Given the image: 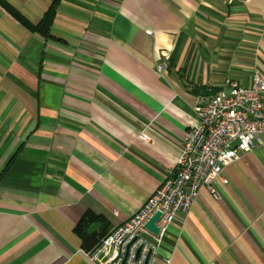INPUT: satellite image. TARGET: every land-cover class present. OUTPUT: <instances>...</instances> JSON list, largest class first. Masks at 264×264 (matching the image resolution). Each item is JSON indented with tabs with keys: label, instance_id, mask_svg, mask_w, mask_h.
<instances>
[{
	"label": "crops",
	"instance_id": "obj_1",
	"mask_svg": "<svg viewBox=\"0 0 264 264\" xmlns=\"http://www.w3.org/2000/svg\"><path fill=\"white\" fill-rule=\"evenodd\" d=\"M4 1L56 15L45 38L0 6V264H95L80 217L121 225L175 170L196 99L264 79V0ZM222 176L152 264H264V144Z\"/></svg>",
	"mask_w": 264,
	"mask_h": 264
},
{
	"label": "built area",
	"instance_id": "obj_2",
	"mask_svg": "<svg viewBox=\"0 0 264 264\" xmlns=\"http://www.w3.org/2000/svg\"><path fill=\"white\" fill-rule=\"evenodd\" d=\"M164 69V64L157 67L159 73ZM226 87V92L196 99L194 126L182 140L175 170L140 209L86 253L91 262L122 264L125 258L124 264H144L150 252L147 264H152L175 215L187 214L201 189L216 196L213 184H228L223 169L264 144V79L255 74L250 87ZM156 213L158 234L153 235L146 224Z\"/></svg>",
	"mask_w": 264,
	"mask_h": 264
},
{
	"label": "trees",
	"instance_id": "obj_3",
	"mask_svg": "<svg viewBox=\"0 0 264 264\" xmlns=\"http://www.w3.org/2000/svg\"><path fill=\"white\" fill-rule=\"evenodd\" d=\"M0 6L24 28L40 34L42 37H50V28L56 15L54 3L48 8L37 24L29 22L16 8L4 0H0ZM93 225H100V228L91 231L90 229ZM109 230L110 226L107 221L103 217L90 211H86L73 228V232L80 239L81 249L86 253L91 252L106 237Z\"/></svg>",
	"mask_w": 264,
	"mask_h": 264
},
{
	"label": "water",
	"instance_id": "obj_4",
	"mask_svg": "<svg viewBox=\"0 0 264 264\" xmlns=\"http://www.w3.org/2000/svg\"><path fill=\"white\" fill-rule=\"evenodd\" d=\"M159 218H160V214L156 213V214L153 215V217L146 224V229L149 232H151L153 235H157L158 234V229L156 228L155 223L157 222V220ZM139 252H140V248L137 249V251L135 253V260L138 258ZM149 256H150V252L147 254L144 264H147ZM124 261H125V258H124L122 264H124Z\"/></svg>",
	"mask_w": 264,
	"mask_h": 264
}]
</instances>
